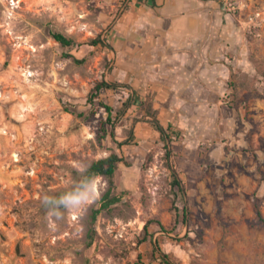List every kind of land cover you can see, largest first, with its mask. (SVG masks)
<instances>
[{
    "label": "rangeland",
    "instance_id": "rangeland-1",
    "mask_svg": "<svg viewBox=\"0 0 264 264\" xmlns=\"http://www.w3.org/2000/svg\"><path fill=\"white\" fill-rule=\"evenodd\" d=\"M144 11L0 0V264H264V0H204L170 30L139 26ZM103 81L117 89L91 102ZM114 153L128 165L111 180L47 206ZM111 183L120 202L94 222Z\"/></svg>",
    "mask_w": 264,
    "mask_h": 264
},
{
    "label": "trees",
    "instance_id": "trees-1",
    "mask_svg": "<svg viewBox=\"0 0 264 264\" xmlns=\"http://www.w3.org/2000/svg\"><path fill=\"white\" fill-rule=\"evenodd\" d=\"M53 38L63 48H70L75 45V41L72 38H69L61 33H54ZM93 44L103 46V42L101 41V38L96 39L93 42ZM116 89H117V84L103 81L95 87L91 95L90 101L94 102L95 99H98L103 90L115 91ZM138 101H139V96L134 93L132 99L128 100V103L125 106L128 107V106H131V104H138L137 103ZM100 104L103 105V107L107 109L109 113L108 121H111L113 117V109L110 106L104 104V102L102 101H100ZM147 123L155 131H157L161 135V137L165 139L166 141L169 138V135L171 134L174 135L175 137H180L181 135V133L178 130H176L172 124H169L168 127L165 128L157 118H154L153 120H150ZM135 139H136L135 132L132 131L129 140H126L125 142H117V147L120 150V152L124 146L132 145ZM168 157H172L173 161H175L177 154L175 152H171V154L168 153ZM173 163L175 164V162ZM120 164L128 165V162L122 153H118V154L114 153V154H111L109 157L100 159L92 163L91 166L85 171L82 180L76 187H74L71 190L64 191L60 193L57 197L49 200L47 202V206L52 210L64 208L69 201L78 198L84 192V190L92 184L95 178L99 176H104L111 180L114 177L118 169V166ZM171 169H172L171 170V178H172L171 186L174 190L176 189V191L181 197H183L184 196L183 184L177 175L175 167H172ZM112 188H113V183H111L110 189L103 196L102 208L100 210H96L93 214L94 222L97 220V216L102 210L109 209L110 207L120 202V198L113 195ZM177 218L185 221L187 218V211L184 210L182 215L178 213ZM257 219L260 224L264 225V216L259 210L257 211ZM147 229H148V226L145 227V231H147ZM161 229L164 230L162 226H161ZM155 248L158 249L157 246ZM155 252H157V250H155ZM158 259L160 260L161 264H173L169 260V256L166 254L160 253V255L158 256Z\"/></svg>",
    "mask_w": 264,
    "mask_h": 264
},
{
    "label": "crops",
    "instance_id": "crops-1",
    "mask_svg": "<svg viewBox=\"0 0 264 264\" xmlns=\"http://www.w3.org/2000/svg\"><path fill=\"white\" fill-rule=\"evenodd\" d=\"M133 4H140L145 8V16L138 22V25L152 23L162 29H173L177 19H183L191 13H194V7L202 5L204 0H132ZM170 9L171 6L179 7ZM183 25V24H182ZM144 27H146L144 25Z\"/></svg>",
    "mask_w": 264,
    "mask_h": 264
}]
</instances>
